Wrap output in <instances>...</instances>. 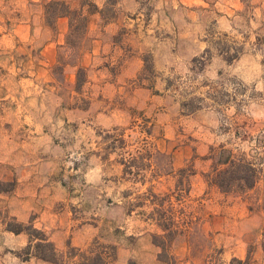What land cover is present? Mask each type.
Listing matches in <instances>:
<instances>
[{
	"label": "rangeland",
	"instance_id": "obj_1",
	"mask_svg": "<svg viewBox=\"0 0 264 264\" xmlns=\"http://www.w3.org/2000/svg\"><path fill=\"white\" fill-rule=\"evenodd\" d=\"M50 1L25 7L0 0V132L30 135L31 164L42 182L62 184L64 202L56 208L74 227L101 223L85 247L68 242L59 264L78 260L72 257L81 249L104 253L107 264H120L122 249L123 264H238L240 251L242 261L254 264L263 239L264 187L221 194L213 166L224 145L253 161L257 183L264 181L258 0H203L191 8L182 0H55L91 14L102 6L98 25L89 22L70 44L69 19L66 26L46 14ZM23 21L28 27L18 33ZM18 34L26 41L18 42ZM200 36L209 48L187 64L184 38ZM108 38L109 57L103 46L94 56L95 40ZM50 44L53 54L46 51ZM172 49L174 66L159 69ZM134 56L143 67L136 62L138 73L129 75ZM217 57L226 62L219 71L211 65ZM20 116L30 119L24 128L10 122ZM21 164V156L0 150V176L4 165L15 170L0 179V191L16 186ZM198 173L212 184L202 194L192 188ZM161 213L176 233L172 241L158 225Z\"/></svg>",
	"mask_w": 264,
	"mask_h": 264
},
{
	"label": "crops",
	"instance_id": "obj_2",
	"mask_svg": "<svg viewBox=\"0 0 264 264\" xmlns=\"http://www.w3.org/2000/svg\"><path fill=\"white\" fill-rule=\"evenodd\" d=\"M2 4H10V2H16L22 6L29 5H38L44 0H1ZM184 4L191 7H197L204 4L203 0H182ZM225 3L229 4L233 1L238 0H223ZM260 3L259 9L263 11L264 14V0H258ZM102 6L99 5V10L90 15V26L95 27L98 25L99 20L102 18L101 15ZM60 22L64 23L67 26L68 19L60 18ZM28 22V21H27ZM30 22V19H29ZM197 24V21H190L189 26L194 27ZM221 26H225L226 21H220ZM28 25L23 21L18 24V33L24 31ZM18 42L26 41L25 37L19 35ZM17 37V35H16ZM15 37V39H16ZM109 38L105 41L95 40L98 50H93L92 54L94 56L101 55L103 46L102 55L108 54L105 59L109 57L111 51H106L105 43L109 42ZM169 40V39H166ZM185 44H188L189 47L186 48L184 52V59H186L187 64L193 60L195 57L203 54L208 48V41L202 39V36L198 38L188 37L185 39ZM108 41V42H107ZM149 42V41H147ZM168 45V44H167ZM56 47L53 44L47 46L46 51L50 54H53V49ZM167 47V46H166ZM106 52V53H105ZM174 52L173 49L167 53L166 57L163 59L164 66H161L162 60L159 63V69L168 71L174 66ZM128 60H132L134 63H129L126 68L127 73H138V70L143 67V60L141 56H134ZM189 61V62H188ZM136 62H140V66L136 67ZM226 62L223 58L217 57L212 60V68L221 70L225 66ZM211 67V66H210ZM130 75V74H129ZM4 100L9 99V96H5ZM2 99V100H3ZM29 117L20 116L16 119L13 117L10 122L15 124H20L22 128L25 127V124H28ZM37 135L34 133V137ZM41 136V135H40ZM39 137V136H38ZM41 138H39L40 140ZM0 140L2 145L0 147L1 154H10L12 157H22V164L15 165L17 166V183L12 190L0 191V264H55L51 262L44 261L37 257L32 249L30 254H25L23 251L30 244V237L26 233L16 234L8 230V219L6 216V211L11 217H14L18 222L28 224L33 222L34 226L40 230H43L46 235L49 237L50 241L54 243L59 254H64V251L67 248L68 242L72 247L83 248L88 245L92 240L100 234L101 223L92 225L89 223L82 224L81 226L74 227V223L70 220L69 215H65L63 209L56 208L57 204L63 203L62 193H64V187L61 183L54 182L53 184L47 185L43 176L38 174L35 170V166H32L31 160L29 158L32 152V142L31 137L27 132H23L20 135L17 133H5L0 132ZM19 140L18 142H15ZM36 146V145H35ZM34 146V147H35ZM41 148L38 147V150ZM14 161V158H12ZM13 163V162H12ZM11 164V163H7ZM14 164V163H13ZM3 167V165H1ZM5 174L2 173L0 179L4 178L5 175L10 176L15 171L13 168H10L9 165H4ZM14 176V175H13ZM7 181L9 180L6 179ZM13 181V178L10 179ZM263 180H260L259 183L250 189L249 191L255 190L257 185H262ZM212 185L209 181L203 179V174L198 173L194 175L193 189L194 191H199L201 194L205 193L208 187ZM221 194L222 193L217 186H215ZM52 207L48 210V205ZM236 256L243 260L246 258V255L241 251L236 254ZM125 251H122L119 254L120 264L126 263ZM254 264H264V251L262 244L258 248V253L254 259Z\"/></svg>",
	"mask_w": 264,
	"mask_h": 264
},
{
	"label": "trees",
	"instance_id": "obj_3",
	"mask_svg": "<svg viewBox=\"0 0 264 264\" xmlns=\"http://www.w3.org/2000/svg\"><path fill=\"white\" fill-rule=\"evenodd\" d=\"M55 15L56 18H68L69 19V34L67 37V44H70V37L74 33L82 32L86 33L89 27L90 14L85 13L83 9H72L64 1L52 0L47 4L46 14ZM51 16V14H50ZM77 20V25L74 21ZM238 57L233 56L227 61L229 63L236 60ZM220 153L218 159L215 161L213 166V183L216 185L222 193H230L234 188H238L240 191H246L252 189L258 180V170L256 164L253 161L247 160L244 156H236L231 149H227L224 145L219 148ZM123 164L124 161L122 162ZM184 171V170H183ZM189 191V189H187ZM158 212V211H156ZM165 213L160 214L158 219V225L164 232H169L170 240L175 238L174 232L169 231V224H167V218ZM8 230L20 234L26 233L30 237V244L24 250L25 254H30L31 250L40 259L59 264L60 254L57 251L53 242L50 241L49 237L43 230L36 228L33 222L28 224L17 222L14 219V223L8 224ZM262 248L264 251V231L262 239ZM165 247L164 245H159ZM74 250V249H73ZM79 254H74L72 259L77 258L78 260L71 261L70 264H107V258L102 252H83L82 249L78 251ZM161 258V257H160ZM234 262L238 264H249V258L246 261L234 259ZM209 262H206L208 264Z\"/></svg>",
	"mask_w": 264,
	"mask_h": 264
}]
</instances>
